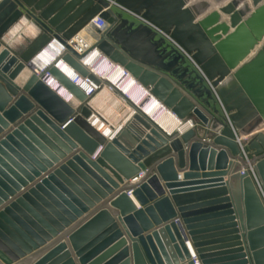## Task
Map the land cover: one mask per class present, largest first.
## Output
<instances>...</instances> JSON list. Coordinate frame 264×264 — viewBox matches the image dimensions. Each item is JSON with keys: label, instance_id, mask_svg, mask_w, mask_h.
Returning <instances> with one entry per match:
<instances>
[{"label": "water", "instance_id": "95a60500", "mask_svg": "<svg viewBox=\"0 0 264 264\" xmlns=\"http://www.w3.org/2000/svg\"><path fill=\"white\" fill-rule=\"evenodd\" d=\"M185 3L0 2V264H197L195 256L199 264H264V47L245 63L264 40V0H253L252 13L244 0L221 9L230 35L218 12L195 23L208 3ZM97 17L106 30L94 28ZM24 18L40 37L3 49ZM89 28L95 43L80 54L70 42ZM53 40L66 49L59 61L83 79L100 84L83 65L98 50L204 134L169 136L132 103L134 131L108 141L90 125L89 98L58 64L33 72ZM235 136L248 138L243 149Z\"/></svg>", "mask_w": 264, "mask_h": 264}, {"label": "bare ground", "instance_id": "6f19581e", "mask_svg": "<svg viewBox=\"0 0 264 264\" xmlns=\"http://www.w3.org/2000/svg\"><path fill=\"white\" fill-rule=\"evenodd\" d=\"M16 30H13V35L16 33ZM93 31V29L89 28L88 30H84L79 36V38H83L85 40V43L87 44L88 48L92 47L95 43ZM26 32L32 33L34 32V30L29 26V28L26 27ZM11 39H13V37L12 35H9V38H7V40ZM13 46H15L14 43ZM62 51L63 50L60 45L54 44L51 48L46 49L38 55V57L34 60L32 64L33 68L39 71H45L51 66L58 64L59 70L62 71L67 77L75 81L79 75L67 64L62 61H59V57L60 55H62ZM111 64L112 63L108 59H106L99 51L96 50L89 53L87 57L83 60V65L89 70L90 73H92L97 79L100 80V83H102V87L98 91L97 95L102 93V95H109L111 97L109 99L110 103H106L104 107H101V105H98L95 101L93 102L92 97L89 99V101L92 100L87 105L90 111L92 112L90 125H92L97 130V132L102 134L105 138L110 139L120 135L123 130H125L126 132L127 130L134 131L132 118L135 114V109L131 111V109L128 107V105L130 106L132 103L133 105L138 107L143 106L142 109L144 113L148 116V118L152 119L156 123V125L169 136H173L175 134L183 135L192 130L191 124H185L179 121L157 99H155L154 97L145 98L144 96L147 93L146 91L143 90V92L138 95L137 88L141 86L136 82L133 77L130 76V80L127 85L119 89L117 87L119 82L125 80V70L123 68H120L114 74H111L112 69L109 67V65ZM80 78L81 77H79L78 79ZM150 103V108H146L147 106H149ZM79 104V102L73 100L74 106L77 107L79 106ZM107 108L111 112H113L111 110L113 108L114 110L120 108L121 114H123L124 111H128V118L126 119L127 121L114 127V125H116L118 117L115 116L117 117L116 120H114L112 116L109 117V114H106L107 112H105V109Z\"/></svg>", "mask_w": 264, "mask_h": 264}, {"label": "built area", "instance_id": "2783aa9c", "mask_svg": "<svg viewBox=\"0 0 264 264\" xmlns=\"http://www.w3.org/2000/svg\"><path fill=\"white\" fill-rule=\"evenodd\" d=\"M92 25L94 26V28L95 29H97V30H101V31H104V30H106L107 28H108V24L106 23V21H104V20H102V19H100L99 17H97V18H95L94 20H93V22H92ZM54 44H58V45H60L61 47H62V55L66 52V49H65V47L63 46V45H61L60 43H58L57 41H55V40H53L49 45H48V47L46 48V49H49V48H51ZM70 45L78 52V53H80V54H84V53H86L87 51H89L90 49H91V47L90 48H88V46H87V44L85 43V40L83 39V38H76V39H74L73 40V42H70ZM45 49V50H46ZM45 50H43V51H45ZM42 51V52H43ZM96 51H98V50H96ZM62 55H60V57H59V59L62 57ZM105 57V56H104ZM106 58V57H105ZM107 59V58H106ZM112 63V62H111ZM109 67L112 69V71H111V74H114L116 71H118L120 68H122L121 66H119V65H116V64H111V65H109ZM48 71V69L47 70H45V71H39V70H36V69H34L33 68V72L34 73H36L37 75H42V74H45L46 72ZM124 76H125V80H123V81H121V82H119V84H118V88L119 89H121V88H123V87H125L126 85H127V83L129 82V80H130V74H128L126 71H125V74H124ZM80 76H78L77 77V79L74 81V83L87 95V97L90 99L91 97H93V96H96L97 94H98V91L101 89V87H102V83H100L99 85L98 84H96V83H94L93 81H91L90 79H83L82 77L80 78V79H78ZM81 80V81H80ZM45 82L51 87V88H53V90H55V91H58L59 92V94L63 97V98H65V100L67 101V102H72L73 101V96H71V95H69L66 91H64V89H61V87H60V84L57 82V81H55L49 74H46V80H45ZM141 86V85H140ZM138 89V91H137V93H138V95L139 94H141L142 92H143V90L144 91H146L147 93L145 94V98H149V97H152L151 96V94H150V92H149V90H147V89H145V88H143L142 86L141 87H139V88H137ZM129 97V96H128ZM185 124H191V129L193 130V129H196L197 128V124H196V122H194V121H192V120H189V121H187V122H185ZM220 134H221V131L219 132ZM219 134V135H220ZM114 138H108L107 140L108 141H112ZM242 141V139H239L238 138V140H237V142L239 143V145H240V147L243 149V143L241 142ZM248 172H249V174L252 176V177H255V179H256V175H255V172H254V168L253 167H251L249 170H248ZM245 174V170H243L242 172H241V175H244ZM144 176V174L142 173V174H140L139 175V178H142ZM131 195V194H130ZM262 196L264 197V194H263V192H262ZM193 260L197 263V264H199L198 263V261H197V258H196V256L195 257H193Z\"/></svg>", "mask_w": 264, "mask_h": 264}, {"label": "rangeland", "instance_id": "374dc122", "mask_svg": "<svg viewBox=\"0 0 264 264\" xmlns=\"http://www.w3.org/2000/svg\"><path fill=\"white\" fill-rule=\"evenodd\" d=\"M228 0H225L221 3H216L214 0H185V9H191L192 7L196 6V5H199L201 3H208L209 7L207 10H205L204 12L201 13V15L199 17H195V23H200L201 21H203L204 19H206L208 16H210L212 13H219L220 14V24H223V25H226L229 29V35L234 33L235 32V29L231 26V20H230V17L229 16H226L222 13H220L221 9L225 8L229 3H231V1L227 2ZM244 4L246 5H249V7L251 8V13L254 12L256 10V8L254 7L253 5V0H244ZM262 4H260L258 7H260ZM250 13V15H251ZM225 16V17H224ZM250 17V16H249ZM248 17V18H249ZM223 20V21H222ZM225 38V36L223 37ZM264 47V40L262 43H260L256 49L253 51V53L251 54V56L249 57V59L245 62H250L252 59H254L256 57V55L259 53V51H261V49ZM97 96V95H96ZM96 96L93 97L92 100H94L96 98ZM111 97L109 95H103V96H100L99 99L97 100V104L98 105H101V107H104L105 104L109 101ZM91 100V101H92ZM100 100V101H99ZM91 101H88V104L91 102ZM110 103V101L108 102ZM128 107L131 109V111H133V107L130 105H128ZM113 112H111L108 108L105 109V112H107L106 114H109V117H113L114 120H116L117 117L115 116H118V118L121 116V111L119 112L117 109L114 110L111 109ZM115 111V113H114ZM112 113V114H111ZM117 113V114H116ZM116 114V115H115ZM114 115V116H113ZM117 118V119H118ZM121 119V118H120ZM197 124V129H198V132H200L199 134L200 135H203L204 132H205V127H203L201 124H199L198 122H196ZM200 127V128H199ZM260 134H264V131H260L257 135H260ZM239 139H242V140H246L248 138H244V137H239ZM238 140V137L235 136V141L237 142ZM244 147V145H243ZM242 149V148H241ZM255 179V177H253ZM256 180V179H255ZM264 199V198H263Z\"/></svg>", "mask_w": 264, "mask_h": 264}, {"label": "crops", "instance_id": "0c3cea01", "mask_svg": "<svg viewBox=\"0 0 264 264\" xmlns=\"http://www.w3.org/2000/svg\"><path fill=\"white\" fill-rule=\"evenodd\" d=\"M1 1H3V0H0V2ZM229 1H231V0H228L227 2H229ZM242 5L239 7V9H242ZM239 9L237 10V11H239ZM250 16V14L246 17V18H244L243 19V21H245L246 19H248V17ZM225 17V16H224ZM223 21V20H222ZM24 25V26H23ZM29 26L31 27V28H33V30H34V32H32V33H30V32H26V27L27 28H29ZM19 28V29H18ZM17 29V30H16ZM13 30H16V33L13 35L12 34V32H13ZM26 32V33H25ZM94 32V31H93ZM31 35V36H28V35ZM9 35H12V37H13V39H14V42H13V39H11V40H7V38H9ZM40 35H41V31H40V29L31 21V20H28V19H26V18H24L23 20H21V22H19L12 30H11V32L9 33V34H7L6 36H5V39L3 40V49L4 48H7L9 51H11V52H16V51H18V50H22V49H25V48H27L28 46H30L32 43H34L39 37H40ZM19 38V39H18ZM13 43H14V45L15 46H13ZM100 96H103L102 95V93L101 94H99V95H97L96 96V98L93 100V102L95 101V102H97V100H98V98L100 97ZM92 99H93V97H92ZM110 101V100H109ZM108 101V102H109ZM107 102V103H108ZM76 103V102H75ZM93 104H95V103H93ZM77 105V104H76ZM150 106H151V103L149 104V106H147L146 108H150ZM118 109V111L120 112L121 110H120V108H117ZM118 117V116H117ZM121 118V119H120ZM128 118V111L126 112V111H124V113L123 114H121V116L118 118V120H117V122H116V125H114V127L115 126H117V125H119V124H121V123H124L125 121H127L126 119ZM200 128V127H199ZM221 132L223 131V129L222 130H220ZM220 131H218V132H216V133H213V134H211V136H212V138L213 137H216V136H218L220 133ZM200 133V132H199ZM98 155H99V153H98ZM97 155V156H98ZM97 156H96V158H93V160H95V159H97ZM250 161L246 158V163H249ZM108 172V171H107ZM109 173V172H108ZM110 175H111V173H109ZM112 176V175H111ZM144 177V176H143ZM142 177V178H143ZM142 178H138V179H142ZM136 180V181H139V180ZM225 179H227V178H225ZM121 180V179H120ZM180 181H183V174H181L180 175ZM120 184V186L121 187H123L124 185H126V184H129V182H126L124 179H122L121 180V182L119 183ZM131 199H132V201H133V203H134V205L137 207V209H141L140 208V206H139V204H138V202L136 201V199L134 198V197H131ZM197 258V257H196ZM198 259V258H197Z\"/></svg>", "mask_w": 264, "mask_h": 264}]
</instances>
